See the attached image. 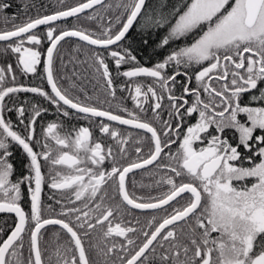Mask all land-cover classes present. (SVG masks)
<instances>
[{"label": "snow or ice", "instance_id": "obj_1", "mask_svg": "<svg viewBox=\"0 0 264 264\" xmlns=\"http://www.w3.org/2000/svg\"><path fill=\"white\" fill-rule=\"evenodd\" d=\"M98 5L118 14L99 30L68 24ZM10 7L0 0V13ZM19 19L0 20V55L14 54L16 65H0V213L17 218L7 234L0 227V264H264V0H80ZM134 25L152 55L170 48L152 66L141 65L133 53L128 37ZM72 37L93 46L94 71L113 98L109 58L114 62L116 76L127 78L120 87L131 94L132 110L105 109L61 86L58 48ZM42 62L50 91L18 82V74L39 75ZM19 93L42 97L62 117L90 124L97 118L96 130L116 150L94 140L91 127H65L63 120L39 124L48 111L39 104L16 107L13 124L5 100ZM113 122L144 134L130 149L131 133L122 135ZM226 132L234 134L231 139ZM13 145L27 160V174L15 180ZM149 166L166 173L156 184L167 190L136 196L129 174L151 172ZM46 184L61 193L60 199L55 192L49 197L54 204L48 211L60 209L54 217L43 214ZM133 210L164 215L141 222ZM49 225L67 237L62 241L54 233L51 251L41 239Z\"/></svg>", "mask_w": 264, "mask_h": 264}, {"label": "flooded vegetation", "instance_id": "obj_2", "mask_svg": "<svg viewBox=\"0 0 264 264\" xmlns=\"http://www.w3.org/2000/svg\"><path fill=\"white\" fill-rule=\"evenodd\" d=\"M7 2L11 5V7L8 10H6L4 13H0V20H2V17L5 15L7 16L17 15L20 18L17 22H22L23 19L20 13L22 9V4L20 0H14V3H12L11 0H7ZM2 27H4V25L3 23H0V28ZM44 30H45L44 26H41L40 31L43 32ZM66 41H64L66 43L64 44L63 49H65L66 51L77 50V42L71 41L70 39H66ZM43 47L46 48L47 44H45ZM172 47H176V46H172ZM80 49L89 51V48L83 45H81ZM168 49L163 50L156 57H152V58H151V55L147 53V59H144L142 61L139 59L140 56L138 54L135 53V55H137V59L140 61L141 65L152 66L156 61L162 59L163 56L167 55L168 51H170ZM92 50H93V47H92ZM5 61H7L8 63H12L13 68L15 69L16 65L14 63L15 61L14 54H9L7 57L0 55V65H3ZM60 64L63 67V65H66L67 62L62 60ZM109 66H110V70L113 71L114 77H116L114 80V85L117 87L115 98L111 97L105 91L104 81L99 78L98 74L94 71V69L93 71L91 70L89 74H86L85 70L75 71V70H70V69L61 67V68H58L57 70V79L63 88L69 89V92L71 95L78 96L82 101L97 104L98 106L103 107L105 109L111 108V110L117 113H119L121 109L124 107H127L129 110H132L135 107V104L131 99V94L126 90H121V87H120L121 85L125 83L127 78L122 77V76H116L114 62L111 61V63H109ZM127 67H128L127 65L125 67L122 66L121 72L126 70ZM38 73L39 75L18 74V82L23 83L26 86H40V87L45 88V90L50 91V86L47 84L46 80L43 78L44 76L43 62L41 66L38 68ZM76 73H77V76H70L71 74H76ZM178 79L183 81V77H178ZM144 82L148 83L150 81L145 80ZM73 84L76 85V88L72 87ZM129 87H131V84H129ZM79 89L84 90L83 94L80 92ZM88 97H91L92 99L88 100L87 99ZM5 103L9 108L13 109V111L11 112H6V118L11 119L13 124H17V121H18V116L15 111L16 107H19L21 104H24L25 107L28 108L29 103L39 104L42 107L48 109L47 113L43 115V118L39 119V124L46 125L47 122L52 121V120H57V121L63 120L65 123V127H70V126L72 127H80V126L91 127L93 130L94 140H99L102 143H105L106 145L111 144L113 146V150L114 151L116 150L115 142L111 140L109 137L100 134L96 130L95 123H96L97 118H93L90 124L88 120H85L83 118H77L75 120H72L67 117H62V115H59L56 112L54 105H49V103L45 101L42 97H39L33 93L14 94L11 99L6 98ZM164 105L165 107L167 106V100L164 101ZM161 115L163 116V119L165 120L168 119L166 111H163ZM241 119H243V117H241ZM193 122L194 120L189 121V123H193ZM25 123H27V121H25ZM113 127L118 128L121 134L124 136H127V134L131 133L132 139L129 141L130 149L132 146H134L135 142L140 138V136L144 134L143 130H138L128 125H120L118 124V122H113ZM17 130L22 131V129L20 128H18ZM39 131H40V128L38 127L37 132L39 133ZM225 134L228 135L230 139L234 135L231 132H226ZM11 150L13 153L11 162H13L15 169H16V174L13 177V179L15 180L18 177L24 174H27V169L24 167V165L27 163V160H26L25 154L23 153L22 148H20L19 146L13 145ZM172 150L175 151V146H173ZM165 151H167V149H165ZM132 158H135V156L133 155ZM149 169L151 170V172L149 170H136L134 173L129 174V185H130L129 190L131 192H134L136 196H141V197L158 196L162 192L167 190V186L164 185L163 183L159 185L156 184V182L159 181L161 177L164 176L166 173L163 170H156L154 166H149ZM142 185L146 187H142ZM22 190L25 191L24 199L22 202V207L25 209V211H28L30 208V198L27 195L26 186H22ZM54 192H55V197L57 199H60L61 198L60 192L51 190L47 184L44 186V189L42 192V201H43V206H44L43 214L45 217H54L60 211L59 207H55V211L53 212H50L47 209V205L49 203L54 204V201L49 199V197L53 196ZM152 214H155L158 217L164 215L163 212L152 213L151 210H144V211L133 210L132 211V215L138 217L141 220V222H144L146 219L150 218ZM16 219L17 218L15 217L14 214L0 213V226H2L3 228H6V227L12 228L14 227ZM128 219H131V216L128 217ZM58 232L60 233V239L62 241L67 239V237L60 230L59 226L49 225V226H46V229L42 230V233H41L42 245L46 244L49 251H51L52 248H54L55 243H56L55 237L53 234L58 233ZM139 242L140 241L138 240L137 243Z\"/></svg>", "mask_w": 264, "mask_h": 264}, {"label": "trees", "instance_id": "obj_3", "mask_svg": "<svg viewBox=\"0 0 264 264\" xmlns=\"http://www.w3.org/2000/svg\"><path fill=\"white\" fill-rule=\"evenodd\" d=\"M12 3H14V0H11ZM22 4V9L20 11L22 19H26L27 17H35L37 15H45V14H51L55 11L58 10H63L67 7L70 6H75L77 3L80 2V0H20ZM115 0H106L105 3H114ZM150 3L154 2V0H149ZM177 0H167L168 5H172L176 3ZM11 3V4H12ZM27 5V7H25ZM98 13L100 17H104V20H88L86 19L87 15H93ZM118 14V10L115 8L113 9H106L101 6H96L95 12L93 10H89L85 14H81V18L79 20L75 18H70L68 19V24L70 26H76V27H84L88 28L91 30H99V25L102 23H106L107 18L109 16L114 17L115 15ZM7 16V15H6ZM130 36L128 37V40L131 42V47L133 50V53L138 54L140 57L139 59L142 61L144 59H147V53L151 55L152 57H156L159 53L152 55L151 54V47L146 48L142 43H141V37L138 34V32L135 30V25L133 30H130ZM164 33L161 32L159 34H154L153 39H158L159 36H162ZM69 41V40H68ZM71 41H75L77 43H80L83 46H86L83 44V42H79L78 40L72 39ZM67 42V41H66ZM66 42H62L61 46H59L58 51L60 54V59L57 61L56 68H61L62 65L60 62L66 61L67 64L63 65L62 68H67L70 70H85L86 74H89V72L93 69V64H92V59H91V54H92V47L91 46H86L89 48V51L87 50H82L80 49L79 51H66L63 49L64 44ZM149 44L152 45V41H149ZM128 46V45H125ZM176 46V45H172ZM170 50V49H168ZM162 52V51H161ZM81 61H87V63H81ZM109 63H111V60L109 59ZM126 66V65H125ZM124 66V67H125ZM70 76H77L76 74H71ZM2 227V226H0ZM11 227H6L4 228V232L8 233ZM27 247V243H26ZM27 254V253H26Z\"/></svg>", "mask_w": 264, "mask_h": 264}, {"label": "water", "instance_id": "obj_4", "mask_svg": "<svg viewBox=\"0 0 264 264\" xmlns=\"http://www.w3.org/2000/svg\"><path fill=\"white\" fill-rule=\"evenodd\" d=\"M88 11V10H87Z\"/></svg>", "mask_w": 264, "mask_h": 264}]
</instances>
